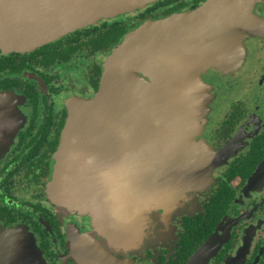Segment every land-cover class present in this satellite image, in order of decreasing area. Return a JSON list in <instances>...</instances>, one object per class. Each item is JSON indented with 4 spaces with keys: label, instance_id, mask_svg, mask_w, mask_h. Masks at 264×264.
<instances>
[{
    "label": "flooded vegetation",
    "instance_id": "1",
    "mask_svg": "<svg viewBox=\"0 0 264 264\" xmlns=\"http://www.w3.org/2000/svg\"><path fill=\"white\" fill-rule=\"evenodd\" d=\"M242 1L241 8L264 20V0ZM207 2L159 0L41 46L15 50L0 44V95L8 94L0 102V149H6L0 152V222L22 230L46 264H187L211 237L223 241L227 230L229 240L209 264H264V30L235 28L244 39L236 64L206 55L181 57L182 67L196 70L186 83L201 91L194 101V133L203 154L217 163L205 184L185 192L187 202L171 222L160 208V219L142 215L131 223L115 215L113 227L104 228L86 206L61 199L53 188L70 112L75 102L99 93L114 49L143 23L190 13ZM218 24L214 32L231 35L230 24ZM207 25L209 20L197 17L182 23L180 33ZM209 36L177 49H231L211 44ZM154 58L168 64L166 55ZM162 75L143 74L151 82ZM83 179L87 187L88 176ZM74 183L71 194L77 195L82 186L73 189Z\"/></svg>",
    "mask_w": 264,
    "mask_h": 264
},
{
    "label": "water",
    "instance_id": "2",
    "mask_svg": "<svg viewBox=\"0 0 264 264\" xmlns=\"http://www.w3.org/2000/svg\"><path fill=\"white\" fill-rule=\"evenodd\" d=\"M157 1L0 0V44L15 50L41 46ZM241 1L208 0L193 12L147 21L127 34L105 63L99 93L75 102L70 112L53 183L61 199L71 197L73 205L86 206L104 228L113 227L115 215L121 219L129 211L132 218L139 209L144 211L147 200L156 207L142 212L143 217L159 218L158 209L164 208L162 216L169 223L179 214L187 202L185 192L205 184L217 163V157L215 162L203 154V143L194 133V101L201 91L198 85L186 83L195 78L196 70L182 67L186 60L181 57L206 55L236 64L243 55L239 47L244 39L234 33L235 28L250 34L264 30V20L241 8ZM203 16L210 27L180 33L182 23ZM215 23H220L217 28L230 24L231 35L214 32ZM205 33H210L211 44L231 49H177L199 44ZM165 55L167 65L154 58ZM148 70L162 72L164 78L148 81L143 76ZM5 95H0V102L8 99ZM70 183L73 189L80 183L79 194H71ZM226 233L223 241L221 236L211 237L187 264H209L229 240ZM0 264L46 262L22 230L7 229L0 222Z\"/></svg>",
    "mask_w": 264,
    "mask_h": 264
},
{
    "label": "rangeland",
    "instance_id": "3",
    "mask_svg": "<svg viewBox=\"0 0 264 264\" xmlns=\"http://www.w3.org/2000/svg\"><path fill=\"white\" fill-rule=\"evenodd\" d=\"M146 202L148 203V206H147L148 208L147 207L144 208V211H140V209H139L138 214L134 215L133 218H131L132 213L128 211V213L126 215L121 216V220H124V222L130 221L131 223L137 221V223H138V220H139L138 216H141L142 212H145V211L149 212V210H152L153 208L156 207V205L154 206V204H153L154 202L150 203V201H148V200ZM139 212H140V215H139ZM109 241H111V240H109Z\"/></svg>",
    "mask_w": 264,
    "mask_h": 264
},
{
    "label": "trees",
    "instance_id": "4",
    "mask_svg": "<svg viewBox=\"0 0 264 264\" xmlns=\"http://www.w3.org/2000/svg\"><path fill=\"white\" fill-rule=\"evenodd\" d=\"M157 5H159V3H158ZM116 30H118V28H116ZM125 31H126V30H125ZM125 31H124V32H125Z\"/></svg>",
    "mask_w": 264,
    "mask_h": 264
}]
</instances>
